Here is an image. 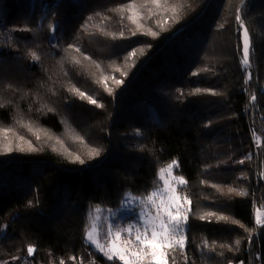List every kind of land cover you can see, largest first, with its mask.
Segmentation results:
<instances>
[{
    "label": "trees",
    "instance_id": "trees-1",
    "mask_svg": "<svg viewBox=\"0 0 264 264\" xmlns=\"http://www.w3.org/2000/svg\"><path fill=\"white\" fill-rule=\"evenodd\" d=\"M174 160L184 264H264V0H0V264H123L87 240L94 209Z\"/></svg>",
    "mask_w": 264,
    "mask_h": 264
},
{
    "label": "snow or ice",
    "instance_id": "snow-or-ice-1",
    "mask_svg": "<svg viewBox=\"0 0 264 264\" xmlns=\"http://www.w3.org/2000/svg\"><path fill=\"white\" fill-rule=\"evenodd\" d=\"M152 3L159 4L160 0H151ZM175 11V9H173ZM236 19L240 22L242 27V50H241V65L242 70L246 67H250V57L254 49H252V42L249 35V30L244 26L243 20L237 16ZM122 35V34H121ZM153 36L157 33H152ZM79 51V49H77ZM34 59H39L35 53L32 54ZM135 55V52L132 53ZM79 61H77L78 63ZM250 76V73H249ZM118 84L123 81H117ZM75 91H79L78 89ZM111 92V89L108 90ZM196 92H200V89H196ZM81 97L85 94L80 93ZM255 96L252 100H255ZM88 100L95 105L97 101L88 97ZM39 138V137H37ZM23 139V137H21ZM12 149L9 148L8 151ZM23 150V149H21ZM35 150V149H30ZM99 150L93 149L92 156H98ZM74 160L83 164L84 160H81L79 156H75ZM242 163V161H241ZM178 167V161H173L167 166V169H160L159 178L163 183V187H158L150 192L146 197L132 196L126 194L127 199L125 206L133 202H138L141 205L140 208V220L143 221L140 227L129 224L123 228H116L113 231V226L109 225L106 236L108 240L106 243L101 244L98 237L96 225L93 224L90 230L86 233L87 239L98 248L99 252L104 254L105 257L111 261L118 259L123 264H169V254L174 253L177 249L181 252L184 251L187 244V236L185 235L188 222V212L190 211L191 201L187 196L181 197L176 188L173 185H184L187 181L184 177H174L171 181L166 179V176L172 171V169ZM236 191L235 189H229V192ZM240 196L246 195L244 191L238 193ZM183 201L187 202L188 207L182 204ZM154 210V215L152 211ZM97 211H100L97 209ZM215 213H207L201 216L200 219H207L214 216ZM219 220H227V217L220 216ZM235 223H239L236 221ZM256 223L264 224V220L259 217ZM122 234L132 236L134 234L135 239L125 240L122 244H118ZM237 244L240 241H236ZM223 247V245L221 246ZM29 254L35 252V248L29 246L27 249ZM75 259V257H73ZM173 264L175 261L173 260ZM243 264V262H241Z\"/></svg>",
    "mask_w": 264,
    "mask_h": 264
},
{
    "label": "rangeland",
    "instance_id": "rangeland-1",
    "mask_svg": "<svg viewBox=\"0 0 264 264\" xmlns=\"http://www.w3.org/2000/svg\"><path fill=\"white\" fill-rule=\"evenodd\" d=\"M174 177H179L178 173H177V169L174 168L172 169V171L166 176V179H168L169 181H171ZM161 181V179H160ZM162 183V181H161ZM163 183L162 186L163 187ZM176 188L177 193L183 197V196H187L188 197V185L187 183L184 185H173ZM134 197L139 196V195H133ZM140 197V196H139ZM182 204L185 207H188L187 202L183 201L182 199ZM140 208L141 205L138 202H133L131 204H127V206L122 208V211H118L117 213H110L106 216L103 215V210L99 209L100 211H97V209H94V218H93V222L92 225L95 224L96 228H97V232H98V237L100 239V243L104 244L107 242L108 237L105 234V238L103 236H101V224L103 223V221H106L107 224V229L109 225L113 226V231H115L116 228H123L126 227L129 224L135 225L136 227H140L143 223V221L140 220ZM152 211V214L154 215V210H150ZM130 214H134L136 219H130ZM91 225V227H92ZM90 230V229H89ZM88 230V231H89ZM107 232V231H106ZM105 233V232H104ZM186 235V232H185ZM135 236L134 234L132 236H128L127 234H122L120 239L117 241L118 244H122L123 241L125 240H132L134 241ZM88 240V239H87ZM89 241V240H88ZM89 243H91L89 241ZM92 244V243H91ZM97 248V247H96ZM184 252V251H183ZM181 252L179 249H177L174 253H170L169 254V263L173 264V260L175 261L176 264H184L185 261V254Z\"/></svg>",
    "mask_w": 264,
    "mask_h": 264
}]
</instances>
